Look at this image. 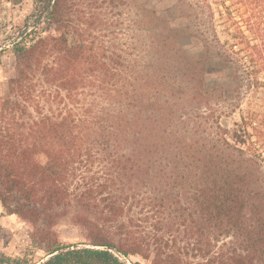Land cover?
Here are the masks:
<instances>
[{
    "label": "trees",
    "instance_id": "1",
    "mask_svg": "<svg viewBox=\"0 0 264 264\" xmlns=\"http://www.w3.org/2000/svg\"><path fill=\"white\" fill-rule=\"evenodd\" d=\"M102 1L34 0L33 13L11 44L16 75L0 98V203L31 226L33 246L42 257L4 258L0 264H127L116 253L139 255L151 264H264V0H186L190 4L181 11L199 15L190 50L180 44L191 34L189 25L181 27L174 19L178 6L165 8L154 22L162 31L158 43L164 59L184 62L182 71L193 73L197 105H209L204 93L211 94L225 102L226 117L217 122L218 141L194 148L182 161L195 191L193 199L186 198L183 211H192L182 212L183 222L162 217L183 198L176 202L159 189L152 199L150 210L160 216L150 225L152 238L142 226L127 225L131 209L125 192L117 195L108 187L109 181L123 184V172L107 174L101 184L78 174L92 155L108 156L112 145L125 158L124 143L133 147L135 191L162 165L159 157L153 160L156 132L147 122L159 100L138 102L139 91L129 92L139 80L134 73L126 72L122 84L113 81L122 64L110 60L92 38L96 26L85 11ZM37 84L50 91L43 101L50 103L51 97L54 104L64 97L74 105L86 90L114 85L120 92L109 90L107 99L118 102L116 121L103 110L95 117L90 108L82 114V108L67 115L47 112L41 99L29 112L26 100L33 99ZM134 108L139 109L128 120L125 111ZM62 220L78 227L85 242L61 241ZM182 233L187 247L181 246Z\"/></svg>",
    "mask_w": 264,
    "mask_h": 264
},
{
    "label": "rangeland",
    "instance_id": "2",
    "mask_svg": "<svg viewBox=\"0 0 264 264\" xmlns=\"http://www.w3.org/2000/svg\"><path fill=\"white\" fill-rule=\"evenodd\" d=\"M189 4L190 2L187 3L186 0H103L96 9L85 11L89 21L95 23L96 26L92 38L99 46H102L110 60H117L122 64L120 68L122 73L119 72L117 75L115 72L116 75L112 76L113 81L122 84L120 78L127 79L129 77L126 72L134 73L131 75L135 79L139 77V80H131L132 82L136 81L137 85L129 92L134 93L135 89L136 92L139 91L137 94L135 93L138 102L143 97L159 100L160 105L147 115L152 117L147 122L150 128H155L156 132L153 142L158 145V150L155 151L153 147L150 149L151 153H154L153 160L159 157L162 165L160 164L161 171L151 173L152 177L147 179L148 185L142 184L139 186L140 190L135 191L133 181L135 172L133 164L135 162L129 160L133 147L124 143L121 154L123 156L126 154L125 158L116 153L115 147L112 145L107 153L108 156L102 153L92 155L88 163L84 162L83 169L78 174L85 176L88 183L94 178L98 179V183L101 184L108 178L107 174L123 172L126 175L124 183L114 184L109 181L108 187L111 188L112 193L116 192L117 195H120V192H125L124 198L128 202L127 207L131 209L127 225L142 226V231L149 238L154 235L150 225L160 219L159 215L150 210L152 199L159 194V189L164 195L175 199L176 202L183 198L181 204L176 205L172 213L162 215L164 219H171L176 224H180L183 222L182 212L187 214L192 211H183L185 205L189 203L186 198L193 199L195 191L189 186L192 184V178L184 176L182 161L194 148L209 147L218 141L217 134L220 128L217 122L224 121L226 117L225 102L216 101L211 94L204 93L206 98L210 97L209 105H197L195 97L199 93L195 89L197 81L193 77V73L182 71L184 62L177 61L175 64H171L165 60L164 52L158 43V35L162 31L154 25V22H157V18L165 13V8L176 5L180 9L174 15L175 21L181 27L189 25L191 34V37L180 40L181 47L186 50L191 49L195 43L193 36L198 30L199 15L194 10L187 11V13L181 11L185 7L187 10ZM33 9L34 0H0V98L8 94L9 80L16 75L15 55L11 51V44L19 38L21 29L33 13ZM175 65L178 67L174 68ZM167 67L174 69L172 72L166 71ZM29 84L30 82H24V85L28 86ZM31 88H33V84ZM173 88L177 92H173ZM34 89L33 99L26 100L29 112L34 110L33 108L40 99L41 106H44L47 112L62 111L65 115L73 108L77 112L82 108L81 114L86 108H90L93 116L102 115L101 111L103 110L107 114L110 113L111 118L116 121L114 116L119 112L117 100L115 104H112L107 99L109 90L116 91L115 94L117 91L120 92V90L114 89V85L104 89L86 90L80 95L78 105H74L70 99L64 97L55 100L54 104L50 97V103H47L42 99L45 100L49 94L44 97V93H50V91L44 92L46 88L39 84L35 85ZM122 92L128 93L126 89ZM64 95L65 93L62 94V96ZM137 109L139 108L125 111L128 120L130 117L132 118ZM180 142H184L181 147ZM143 160L147 161L148 158L145 157ZM185 180L188 186L184 185ZM57 231L61 241L65 243L85 242L82 231L65 220L60 222ZM30 234L31 226L17 216L9 215L0 203V261L4 258L23 257L38 261L42 257V253L33 246ZM184 237L187 238V235L182 233L180 236L181 246L187 247V244L182 241ZM116 255L127 264H151L150 260L139 255L128 258L118 253Z\"/></svg>",
    "mask_w": 264,
    "mask_h": 264
},
{
    "label": "built area",
    "instance_id": "3",
    "mask_svg": "<svg viewBox=\"0 0 264 264\" xmlns=\"http://www.w3.org/2000/svg\"><path fill=\"white\" fill-rule=\"evenodd\" d=\"M118 258H119V256L118 255H116ZM120 259V258H119ZM121 260V259H120Z\"/></svg>",
    "mask_w": 264,
    "mask_h": 264
}]
</instances>
